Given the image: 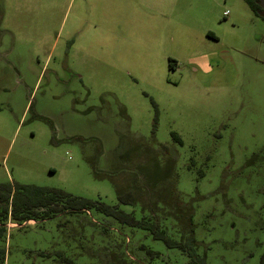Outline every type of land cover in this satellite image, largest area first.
<instances>
[{"label":"rangeland","instance_id":"374dc122","mask_svg":"<svg viewBox=\"0 0 264 264\" xmlns=\"http://www.w3.org/2000/svg\"><path fill=\"white\" fill-rule=\"evenodd\" d=\"M16 183L109 205L128 188L136 216L156 206L176 238L190 210L206 264H259L264 18L246 0H0L1 190ZM110 220L93 209L9 219L0 264H62L56 251L73 264H191Z\"/></svg>","mask_w":264,"mask_h":264},{"label":"trees","instance_id":"16d2710c","mask_svg":"<svg viewBox=\"0 0 264 264\" xmlns=\"http://www.w3.org/2000/svg\"><path fill=\"white\" fill-rule=\"evenodd\" d=\"M250 10L257 16L264 18V11L259 4V0H246ZM176 61L169 59V66H174ZM154 107V124L156 122L157 116V106L154 101H151ZM155 127L153 128L154 131ZM172 139L179 144H181L180 139L175 133H171ZM160 147L163 149L164 154L169 156L172 155L167 144H161ZM170 162V161H169ZM164 168L165 173L166 170H169L170 165H166ZM153 176L149 178V174H146V181H149L148 186L152 188L150 182L155 181L153 183L157 184L159 180V176L153 173H150ZM152 180V181H151ZM125 188V187H124ZM173 192V189H171ZM264 190V188H263ZM10 187L5 190H1L0 185V237L3 236V233L6 230V221L10 219L12 223L30 221V220H38L45 219L50 215V213H60V212H68V213H77L83 212L87 210L93 209L96 212L103 214L104 216L111 217L114 221L119 223L120 225L137 227L146 231V235L148 234L154 240H161L167 248H178L181 250L189 259L191 264H206L205 256L200 255L196 252V240L193 236V228H192V217L191 212L186 211L184 215L178 217V221L180 220V226L185 228L186 236L176 238V236H180L178 234H182L180 226L176 227L179 230L176 231V236H172L168 233V229L165 225H162L159 217L153 214L156 212L155 208L152 206H141L139 209L142 213H144L141 217L136 216L134 212V204H132L131 199L133 196V192L131 189H124L122 187L117 188V201L116 205H109L100 200H93L86 197L74 196L69 192L53 187H45V186H37L34 184H20L16 183L14 185L13 191ZM25 193L23 199L21 200L20 194ZM148 194L150 191L146 189ZM152 194V193H151ZM156 200H153L152 197L148 198V201H151L152 205L155 203H159L161 205L162 200L161 192L154 193ZM153 196V195H151ZM9 200L11 205L9 206ZM155 201V202H154ZM120 205H128L130 207L129 211L124 210L120 207ZM173 218V215H170ZM186 216V223H181L184 221ZM110 220V221H113ZM109 225L110 222H105ZM103 227V226H102ZM100 230H106L105 228H101ZM183 238V239H182ZM139 248L142 249L147 255L148 259H154L157 257L155 251L150 249H146L143 244L139 245ZM42 256H49V253H41ZM56 257L62 264H73L72 260L65 256L62 252L56 251ZM4 260V251L0 250V262L2 263ZM259 264H264V248L262 253L259 256Z\"/></svg>","mask_w":264,"mask_h":264},{"label":"water","instance_id":"95a60500","mask_svg":"<svg viewBox=\"0 0 264 264\" xmlns=\"http://www.w3.org/2000/svg\"><path fill=\"white\" fill-rule=\"evenodd\" d=\"M259 4L262 7L263 11H264V0H259Z\"/></svg>","mask_w":264,"mask_h":264},{"label":"built area","instance_id":"2783aa9c","mask_svg":"<svg viewBox=\"0 0 264 264\" xmlns=\"http://www.w3.org/2000/svg\"><path fill=\"white\" fill-rule=\"evenodd\" d=\"M226 13V12H225Z\"/></svg>","mask_w":264,"mask_h":264}]
</instances>
